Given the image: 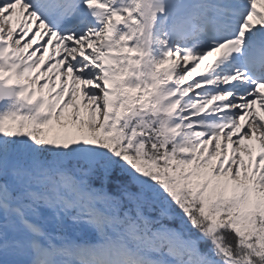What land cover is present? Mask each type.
Instances as JSON below:
<instances>
[{
    "label": "snow or ice",
    "instance_id": "1",
    "mask_svg": "<svg viewBox=\"0 0 264 264\" xmlns=\"http://www.w3.org/2000/svg\"><path fill=\"white\" fill-rule=\"evenodd\" d=\"M0 264H264V0H0Z\"/></svg>",
    "mask_w": 264,
    "mask_h": 264
}]
</instances>
